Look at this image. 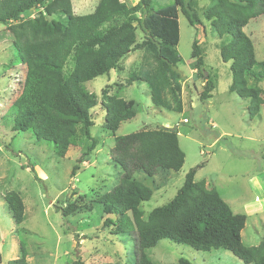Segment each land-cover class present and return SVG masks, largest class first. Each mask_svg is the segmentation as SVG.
Instances as JSON below:
<instances>
[{
    "label": "trees",
    "instance_id": "obj_1",
    "mask_svg": "<svg viewBox=\"0 0 264 264\" xmlns=\"http://www.w3.org/2000/svg\"><path fill=\"white\" fill-rule=\"evenodd\" d=\"M129 1L98 0L92 13L81 16L73 13L71 0H0V24L6 25L0 31V40L9 39L23 71L16 93L6 107L12 132H29L36 141L51 143L58 158H63L70 147L79 145L83 162L98 141L90 133V111L96 100L83 91L82 84L115 70L134 50L141 51V58L126 85L147 84L157 106L181 113L183 90L175 70L179 63L175 51L179 43V12L190 26L200 25V16L210 23L219 39L220 59L229 62V91L248 100L250 119L257 116L264 98L260 89L247 87L246 77L252 74L256 60L253 43L243 28L250 20L264 16V0H208L209 6L196 8L200 14L194 8L196 0H173V4L158 10L153 9L151 0H134L133 4ZM31 11H36V16L24 19ZM137 26L142 34L140 42ZM69 58L73 69L68 72ZM190 58L192 70L204 80L198 100L206 102L217 86L216 74L207 69L197 41L192 44ZM105 97L104 128L114 134L122 123L135 117V102ZM110 155L122 173L118 184L97 198V203L105 216L116 213L120 217L119 224L105 220L104 228L113 225L135 234L139 251L136 264H152L144 251L161 240L202 252L228 251L243 264H264V234L257 246H244L241 232L245 216L234 214L212 184L195 182L194 169L186 174L170 202L143 217L140 205L150 200L153 191L135 174L152 178L159 171L178 172L182 168L184 154L175 130L144 128L114 137ZM3 198L13 222L22 224L21 197L10 191ZM55 209L66 219L80 205L77 201H64ZM126 218L131 226L125 223ZM26 255L20 244V257L7 264H28ZM71 264L82 263L77 260ZM177 264L192 263L180 258Z\"/></svg>",
    "mask_w": 264,
    "mask_h": 264
},
{
    "label": "rangeland",
    "instance_id": "obj_2",
    "mask_svg": "<svg viewBox=\"0 0 264 264\" xmlns=\"http://www.w3.org/2000/svg\"><path fill=\"white\" fill-rule=\"evenodd\" d=\"M151 1L154 10L173 4V0ZM97 2L71 0L73 13L90 14ZM128 3L133 4L134 0ZM210 4L208 0H196L194 8L200 14L196 8ZM36 14L31 11L24 19ZM200 21V25L190 26L182 13L178 14L179 43L175 51L179 63L175 70L183 90L181 113L157 106L147 84L126 85V79L139 65V50L130 51L115 70L82 84L83 91L96 100L90 111L93 123L90 133L98 141L83 162L79 145L70 147L63 158H58L51 143L36 141L29 132H12L6 107L16 93L23 71L9 39L0 40V264L19 258L20 244L26 250L28 264H71L77 260L82 264H136L139 251L135 234L113 225L104 228L105 220L119 224L120 217L116 213L105 216L97 198L116 186L122 173L111 160L114 137L144 128L175 130L184 154L178 172L159 171L152 178L135 174L138 181L153 191L150 200L140 205L144 218L170 202L186 174L194 169L195 182L212 184L234 214L245 216L241 232L244 246L260 243L264 234V104L257 116L250 119L248 100L229 91V62L220 59L216 33L201 16ZM5 26L0 24V31ZM243 32L253 43L256 60L253 75L246 77L247 87L260 89L264 98V16L250 20ZM136 37L140 42L142 34L138 26ZM194 41L203 49L207 69L217 77V86L206 102L198 100L204 80L192 70L190 55ZM67 61L69 72L73 62L71 58ZM105 96L135 102V117L122 123L114 134L104 128ZM10 191L18 193L24 205L20 225L13 222L4 202L5 193ZM64 201H77L80 205L66 219L55 209ZM126 222L131 226L128 218ZM144 253L152 264H177L180 258L192 264H243L228 251L202 252L169 240L159 241Z\"/></svg>",
    "mask_w": 264,
    "mask_h": 264
},
{
    "label": "crops",
    "instance_id": "obj_3",
    "mask_svg": "<svg viewBox=\"0 0 264 264\" xmlns=\"http://www.w3.org/2000/svg\"><path fill=\"white\" fill-rule=\"evenodd\" d=\"M194 72V71H193ZM184 121V120H183Z\"/></svg>",
    "mask_w": 264,
    "mask_h": 264
}]
</instances>
